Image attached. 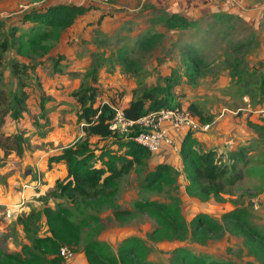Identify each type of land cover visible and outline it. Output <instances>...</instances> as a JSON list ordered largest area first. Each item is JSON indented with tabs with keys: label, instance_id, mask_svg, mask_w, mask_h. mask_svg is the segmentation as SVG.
<instances>
[{
	"label": "trees",
	"instance_id": "trees-1",
	"mask_svg": "<svg viewBox=\"0 0 264 264\" xmlns=\"http://www.w3.org/2000/svg\"><path fill=\"white\" fill-rule=\"evenodd\" d=\"M27 1L38 3L42 0ZM92 1L99 4H113V0ZM41 5H43L41 10L33 9L31 13L21 18L22 24L28 22L31 26L19 36H16L18 27L0 22V68L10 69L17 77L18 84L24 83L11 94L10 105L4 104L5 94L0 90V106L4 105L0 110V162L5 161L11 154L21 158L28 146L26 142L28 137H25L28 136V130L23 128L14 131L5 130L7 118L19 122L25 114L28 99L24 89L27 87L25 81H28L27 84L30 86L29 83L33 82L32 74L34 71L36 73V67L39 65L19 59H30V51L38 50L43 39L49 37L57 40L61 33L68 31L76 23L78 18L91 13L95 8L93 3L86 0H58ZM145 10L152 13L149 23L153 27L160 26L169 35L187 32L196 25V22H191L179 14L167 15L155 7H148ZM234 17L222 14L213 20L226 22ZM101 20L102 17H99L97 22ZM262 27L264 30V22ZM153 32L148 30L140 34L135 41L136 49L137 47L140 50L149 49L155 41L159 42V37L165 36ZM59 59L60 61L56 59L53 63L54 76L85 80L69 95L76 107V124L82 128L83 136L49 159L51 165H61L66 171V176L62 180L54 181L53 195L58 199L64 198L71 205L81 201L96 208L108 207L112 215L119 219V211L112 202L116 182L135 169L145 170L149 161L152 164L154 154L151 155L132 140L140 132L138 128L133 127L128 134L109 128L115 117V109H120L126 120L136 121L149 112L182 108L184 94H179L176 88L182 84L190 89H196L203 69V61L193 48L185 47L183 55L180 56L182 71L178 70V66L172 67L170 75L163 79V83L145 88L140 93L134 91L133 97L123 107L121 106L123 92H120L116 98L103 99V93L97 87L100 65L95 63L90 71L81 76L80 73L68 70L67 65L61 64L63 57ZM244 61L238 58L226 59V71L232 77L235 76L234 73L239 75V79L235 82L241 88V97L248 95L254 100L258 93L260 97L257 103L260 105L264 101V66L258 70L254 65ZM2 74L3 72H0V80ZM257 74L260 75L255 80ZM252 82L257 85V89L250 87ZM42 100L39 103V114L44 119L48 112L46 103L49 100L43 97ZM188 110L201 123L211 121V118L204 116L194 104L189 105ZM34 124L41 127L36 121ZM92 139H96L97 142L93 143ZM197 146L193 133H187L179 149L181 169L160 163L147 171L143 177L141 188L144 191L165 194V199L162 201L148 200L134 203L135 212L143 215L152 227L147 235V240L151 243L180 244L191 240L196 244L205 245L211 240L212 233L223 230L220 223L204 213H198L190 220L186 219L182 213L180 196L177 194L178 184L180 181L184 184L185 195L189 198L201 203L221 202L224 189L240 182L243 177L241 169L250 164L247 157L248 149L240 146L232 151L218 153L216 149L203 152ZM243 213L242 209H237L224 214L222 220L229 232L243 238L242 245L246 254L260 264H264V236L255 233L257 240H254L252 229L239 230L244 224ZM72 217L73 213L70 209L61 207L60 203L55 208L45 205L40 211H30L26 215L18 216L17 223L22 227L25 240L29 244L20 252L11 253L0 247V264H61L58 258L59 247L68 246L76 254V250L81 245V254L87 264H154L149 259V248L142 239L136 236L124 238L116 246L115 251H112L96 238L95 227H92L88 219L74 222ZM97 220L92 219L94 225ZM41 222H44L46 227L45 236L38 234V224ZM168 264L235 263L208 260L193 253L187 247L177 246L171 250Z\"/></svg>",
	"mask_w": 264,
	"mask_h": 264
},
{
	"label": "rangeland",
	"instance_id": "rangeland-1",
	"mask_svg": "<svg viewBox=\"0 0 264 264\" xmlns=\"http://www.w3.org/2000/svg\"><path fill=\"white\" fill-rule=\"evenodd\" d=\"M138 3L140 4L141 0H113L112 5L101 4L111 6L113 8L111 12L96 8L97 5H95L93 11L99 9L98 14H85L78 18L68 31L61 33L57 40L49 37L43 39L38 50L30 51V59H19L26 63L39 64H37L36 73L34 71L33 76L31 75L33 82L29 83L30 86L27 84L28 81H25L27 87L24 89L28 94L27 110L19 121L20 126L28 130V136H25L28 137L25 154L33 158V165L27 162L23 164L26 160L24 155L21 158L13 155L6 161L0 162V168H4L0 171L6 170L12 177L19 170L25 179V173L33 169V178L25 182L28 186H22V189L25 188L23 189L26 200L24 207L28 206V212L40 211L45 205L55 208L60 203L61 207H67L73 213L74 222L84 218L88 219L92 227H95L96 238L112 251H115L122 239L136 236L148 246L149 259L154 264H168L169 254L177 246L187 247L193 253L208 260L232 261L235 264H260L246 254L242 245L243 238L228 231L222 216L242 209L244 224L239 227V230L252 229L254 240H257L255 233L264 236V112L260 114L263 124L256 131L257 150L250 154L248 158L250 164L241 169L243 177L240 182L224 189L221 202L201 203L194 198H189L185 195L182 182L178 184L177 194L180 196L182 213L186 219L190 220L196 214L204 213L223 227L222 231L212 233L211 240H208L205 245L196 244L191 240L180 244L167 242L154 244L147 240L152 227L143 215L135 212L134 203L165 199L164 193L146 192L141 188L144 175L154 168L153 160L152 164L149 161L145 170L135 169L116 182L112 202L119 211V219L112 215L108 207L96 208L81 201L71 205L64 198L58 199L53 195L54 181L62 180L66 171L61 165H51L49 159L83 136L82 128L76 124V107L69 95L85 80L54 76L53 63L56 59L60 61V57L64 58L61 60L62 65H67L68 70L80 73L81 76L90 71L95 63L100 65L97 87L101 89L103 99L116 98L120 92H123L124 98L121 103L123 104L128 98L133 97L134 91L140 93L145 88L163 83V79L170 74L168 71L169 74L165 76L163 70L178 66V70L182 71L180 56L183 55L185 47H190L203 61V69L196 89H190L182 84L176 88L179 94H184V107L188 106L191 101L198 102L205 110L215 107L220 110L216 112L218 114L223 108L230 106L231 103H228L227 98L232 101L233 97L240 99L245 97L247 104L259 105L257 101L260 94L258 93L254 100L248 95L241 97V88L235 82L239 79V75L234 73L235 76L232 77L228 74L225 60L228 58L243 59L244 62L254 65L258 70L264 66V49L262 48L264 20L257 29H254L235 17L226 22H220L219 19H205L196 22V25L187 32L174 35H169L167 32L162 33L165 36L159 37V42L155 41L149 49L140 50L138 47L136 49V38L146 30L159 31L160 28L153 27L150 23L149 26L148 19L152 17L151 12L141 17L142 14L139 13L144 9L142 6L137 10L139 19H135L136 14H133L132 9L137 8ZM113 5L116 7L119 5L118 9H114ZM42 8L43 5H34L27 0H0V22L18 27L19 31L16 36H19L31 26L28 22L22 24L21 18L31 13L33 9L41 10ZM116 11H119L122 16L121 22L113 18L112 12ZM99 17L103 19L97 23ZM0 72H3L0 90L5 94L4 104L10 105L11 94L24 83L18 84L17 77L10 69L0 68ZM259 75L257 74L254 79L256 80ZM256 86L252 82L250 87L257 89ZM229 91L232 95H229ZM42 97L49 100L46 103L48 112L44 119L39 114V103L43 101ZM260 106L264 109V101L260 103ZM3 107L4 105L0 106V110ZM35 121L41 127L35 126ZM6 127L9 128V124L6 123ZM92 142L95 143L97 140L92 139ZM19 186L20 184H16L15 188L18 189ZM27 200L31 202L28 203ZM6 216L8 217V214ZM93 218L98 219L96 225L92 222ZM9 228L10 232H0V247L7 251L6 246L3 245L4 241H7L13 234L21 251L29 244L25 240L22 227L16 228L13 225ZM38 228L39 236H45L44 222L39 223ZM81 247L76 250L75 258L78 254L81 255Z\"/></svg>",
	"mask_w": 264,
	"mask_h": 264
},
{
	"label": "crops",
	"instance_id": "crops-1",
	"mask_svg": "<svg viewBox=\"0 0 264 264\" xmlns=\"http://www.w3.org/2000/svg\"><path fill=\"white\" fill-rule=\"evenodd\" d=\"M93 5H97L96 8H103V10H106V12H111L113 10L111 6H103L99 3H93ZM113 6L114 9H118L119 7V5H117V7L115 5ZM140 6H142V8L144 7L141 13H139L142 14L141 17L147 16V13L149 11H146V8L155 7L157 9H161L167 15H182L191 22L203 21L205 19L213 20L218 15L229 14L238 17L239 19H241V21L247 23L250 27H254V29H257L261 22H263L264 20V0H141V3H138V7L132 9L134 11L133 14H136L134 16L136 20L139 19L137 10H139ZM98 10L99 9H96V11H92L91 14H98L100 12ZM99 15H101V13ZM112 15H114L113 18L115 20H119V22L122 21V16L119 11H116L114 13L112 12ZM105 20L106 19H104V21ZM157 28H160V30H149L159 33H165V30L161 27L157 26ZM262 48L264 49V44ZM165 70H163L162 72L166 76L170 73V69ZM229 95H232L231 91H229ZM233 99L234 100L231 101L229 100V98H227L228 103H231L230 106L223 108L218 114L216 112L220 110H217L215 107L207 108L205 110V108L198 102H189L188 106L191 104L196 105L202 111L204 116H209L211 118V121L209 122L211 127L208 132L193 134V137L197 140V147L200 151L204 152L216 149L218 153H221V151L225 153L235 150L240 146H245L248 149L247 157H249L250 154L255 153V151L257 150L256 131L258 127H261V125L263 124L261 121L262 115L260 114L264 112V109H262L260 105L247 104V99L245 97L241 99L239 97H233ZM129 100L130 99L128 98L125 103L121 104V106L124 107L129 102ZM188 106L182 107L188 109ZM9 121L12 120L7 118L5 121L6 131H14L16 128H22L19 122L14 123V121ZM6 123L9 124V128L6 127ZM184 136L185 134H182L180 132H171L172 139L179 147ZM25 153L24 158L26 160H24L23 164H26L27 162L28 164L33 165V158H30ZM13 155L14 154H11L9 157ZM152 160L154 162V166H156V164L164 163L178 170L181 169V160L179 157V153L177 154L173 152L169 147L166 146H163L160 152L154 154L152 156ZM32 176V171H27L25 173V179H23L22 173L19 170L18 173H14L12 177H10L9 172H7L6 170L0 171V232H10L9 227L13 225H15L16 228L20 227L17 223V217L22 216L24 215V213L29 211L28 206L24 207L26 200L23 194V189L25 188L22 189V186H28L27 184H25V182L28 181V179L32 178ZM16 184H20L18 189L15 188ZM182 186L184 187L183 183ZM27 201L28 203L31 202L29 200ZM6 214H8V217L6 216ZM3 245H5L7 248L6 252H20L18 241L16 242L15 237L13 238V234L7 241H4ZM72 264L87 263L83 254H78Z\"/></svg>",
	"mask_w": 264,
	"mask_h": 264
},
{
	"label": "built area",
	"instance_id": "built-area-1",
	"mask_svg": "<svg viewBox=\"0 0 264 264\" xmlns=\"http://www.w3.org/2000/svg\"><path fill=\"white\" fill-rule=\"evenodd\" d=\"M58 0H42L34 5L49 3ZM92 3V0H86ZM136 127L140 132L132 138L135 144L146 149L151 155L160 152L163 146L169 147L173 152L179 153L180 147L171 137V132L187 134L189 132L206 133L211 125L201 123L187 108L176 110H160L149 112L136 121L126 120L120 109H115V117L110 129L119 133L128 134ZM58 258L61 264H72L75 253L68 246L59 247Z\"/></svg>",
	"mask_w": 264,
	"mask_h": 264
}]
</instances>
